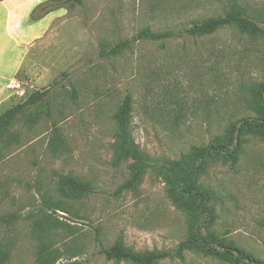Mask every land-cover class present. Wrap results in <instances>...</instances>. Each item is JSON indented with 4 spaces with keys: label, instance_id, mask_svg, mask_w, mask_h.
<instances>
[{
    "label": "rangeland",
    "instance_id": "374dc122",
    "mask_svg": "<svg viewBox=\"0 0 264 264\" xmlns=\"http://www.w3.org/2000/svg\"><path fill=\"white\" fill-rule=\"evenodd\" d=\"M36 1L45 2L33 14L49 15L51 28L37 42L34 74L18 77L25 93L5 96H12L7 105L13 107L35 91L48 95L0 137V249L11 254L6 264H36L33 225L40 221L54 222L45 240L62 251L58 264L74 255L82 264H132L100 254L118 240L138 253L173 251L188 238L189 220L168 196L159 168L149 169L134 190L116 194L133 162L112 166L114 115L130 94L132 136L153 164L178 160L224 136L232 122L257 116L264 36L235 26L202 37L185 31L235 8L264 28V0ZM145 29L183 36L138 40L118 56H100L102 47ZM243 139L238 172L209 161L200 183L223 200L209 231L264 260V140ZM67 175L92 191L67 196L61 186ZM157 264L223 263L187 251Z\"/></svg>",
    "mask_w": 264,
    "mask_h": 264
},
{
    "label": "trees",
    "instance_id": "16d2710c",
    "mask_svg": "<svg viewBox=\"0 0 264 264\" xmlns=\"http://www.w3.org/2000/svg\"><path fill=\"white\" fill-rule=\"evenodd\" d=\"M68 1L82 4L81 0ZM32 19L39 20V17L33 14ZM232 26L253 36H264V28L239 8L232 9L225 16L194 23L185 31V34L193 37L209 36ZM180 36L183 34L157 33L145 29L131 40H124L110 47H102L100 56L103 58L118 56L138 40L165 41ZM262 87L258 94L259 111L257 116L244 117L234 121L224 136L214 137L209 144L193 148L190 153L181 156L178 160H164L158 164L152 163L132 136L130 126L133 101L132 96L126 94L114 115L115 143L112 166L118 168L128 160L133 163L129 179L118 187L116 194L120 195L125 191L134 190L149 169L158 167L166 183L168 196L173 204L188 217L190 233L188 238L179 243L173 251L138 253L127 248L122 240H118L108 248L101 247L100 254L104 255L108 261L117 263L157 264L166 258L182 259L185 252L196 251L223 264H264L263 259L232 244L226 237L209 231V228L218 219L217 206L222 204L223 200L214 188L200 183L209 161L219 163L233 174L238 172L245 135H252L264 140V85ZM47 95L48 90L35 91L24 102L2 113L0 115V137L13 125L24 109L42 103ZM61 186L67 196L74 198L87 196L92 191L88 183L71 175L61 178ZM52 223L54 224L50 221H40L33 225V233L38 239L35 254L36 264H58L62 260V251L45 240L48 229L53 226ZM96 239L99 243V238ZM77 257V255L72 256L71 261L65 264H82L80 261L74 260ZM10 258L9 251L0 249V264H6Z\"/></svg>",
    "mask_w": 264,
    "mask_h": 264
},
{
    "label": "crops",
    "instance_id": "0c3cea01",
    "mask_svg": "<svg viewBox=\"0 0 264 264\" xmlns=\"http://www.w3.org/2000/svg\"><path fill=\"white\" fill-rule=\"evenodd\" d=\"M44 2L38 4L36 0H0V107L2 109L11 108V103L7 104L13 100L11 95L5 96V92H11L7 89V84L12 80H18L21 75L30 77L38 67L33 55L37 42L50 31L51 22H48L49 15L39 20H32L31 16L35 8Z\"/></svg>",
    "mask_w": 264,
    "mask_h": 264
},
{
    "label": "built area",
    "instance_id": "2783aa9c",
    "mask_svg": "<svg viewBox=\"0 0 264 264\" xmlns=\"http://www.w3.org/2000/svg\"><path fill=\"white\" fill-rule=\"evenodd\" d=\"M7 89L14 93H19L23 95L25 93V90L23 88L22 83H20L18 80H12L7 84ZM63 215V213H61Z\"/></svg>",
    "mask_w": 264,
    "mask_h": 264
}]
</instances>
